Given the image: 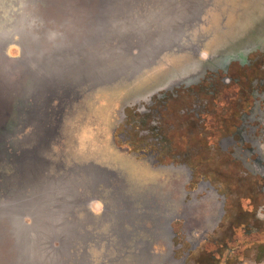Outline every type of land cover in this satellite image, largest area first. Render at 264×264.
<instances>
[{"label": "rangeland", "instance_id": "rangeland-1", "mask_svg": "<svg viewBox=\"0 0 264 264\" xmlns=\"http://www.w3.org/2000/svg\"><path fill=\"white\" fill-rule=\"evenodd\" d=\"M35 80L43 191L0 134V264H264V0H0V126Z\"/></svg>", "mask_w": 264, "mask_h": 264}, {"label": "trees", "instance_id": "trees-1", "mask_svg": "<svg viewBox=\"0 0 264 264\" xmlns=\"http://www.w3.org/2000/svg\"><path fill=\"white\" fill-rule=\"evenodd\" d=\"M33 83L34 84H33L32 88L28 92L29 94H28V98H27L26 102L18 104L17 108H15V107L12 108V110L18 112L17 113L18 119L16 121L17 123H15L17 125L14 126L13 132H12L13 129L9 130L11 128V125H13V124H11L10 115L8 117V105H7L6 109H4V111H3V117L5 118V120H4V124L0 126V134H2L3 132H4V134H8L7 136H8V138L10 137V141L19 143V145H20V147L18 149L13 148V150H14L13 153H12V148H10L8 146L4 145L3 148H1L2 152L4 154H6L3 156H6L7 161H8V159L14 160V162H12L14 167L12 170L8 171V175H9L8 177L12 176V174L14 173V171H15L14 168H16L17 162H19L20 171H22L23 166L25 165L27 160L30 159L31 164H32L31 168L33 171V173H32L33 179H35L36 176H38V178H39V175H35L34 173H36V172H37V174L40 173L41 170H43L42 165H44L45 163L48 162L45 157L43 158V157L39 156V152H38L39 149L38 148H39V143L41 142L40 145L42 144V139L46 138L48 135H50L52 133L51 129H50L51 124H50L49 119H47V116H45V113H42V110L40 108H41L42 103H44L45 99H46V101L51 100L50 95H51V92H53L54 85H53L52 81L51 82H45L44 87H42L39 80L38 81L35 80ZM49 97H50V99H49ZM41 98H43V99H41ZM39 99H41V100L39 101ZM20 101L22 102V98L19 99V101L17 100V103H19ZM43 106H44V104H43ZM46 107H47V105L45 106V108ZM1 113H2V111H1ZM5 115H6V117H5ZM29 137L33 138V141H32V139H29V142H30L29 146H31V149L28 151L29 153H27V152L25 153V150H26L25 148L28 147V145H25L26 143L24 142V140L26 138H29ZM2 139L3 138H0L1 144L4 141ZM37 139H40L41 141H39V143H38ZM65 171H67V170H65ZM66 173L68 176H69V174L74 175L73 171H69V173L68 172H66ZM95 175H96V178L94 180H97V179L99 180V177H101V174L96 173ZM68 176H67V178H68ZM79 176H80V179L85 178V177H91L85 169H79ZM113 205L115 206V208H113L109 211V214L110 213L112 214V217H111V220H112L111 226L112 227H114V225H116L118 223V220L121 221L120 215L123 213L122 201L117 200V201L113 202ZM101 217H105V216L102 215ZM101 217L96 218V219L100 220ZM85 219L86 218H84L82 220H85ZM96 222H94V223H96ZM90 223L91 222H88V225H86L84 222H82V224L84 225V227L88 231H89V228H91L89 226ZM118 224L120 225L121 222H119ZM96 230H94V231L92 230V234H94L96 232ZM80 231L86 235L84 229H80ZM82 263L83 262L80 261L79 264H82Z\"/></svg>", "mask_w": 264, "mask_h": 264}, {"label": "bare ground", "instance_id": "bare-ground-1", "mask_svg": "<svg viewBox=\"0 0 264 264\" xmlns=\"http://www.w3.org/2000/svg\"><path fill=\"white\" fill-rule=\"evenodd\" d=\"M5 141H6L5 143H7V140H5ZM24 142L26 143V144L24 143L25 145H28V147L25 148L26 149L25 153L26 152L29 153L28 151L31 149V146H29L30 145L29 139L26 138L24 140ZM9 143L5 144V146L12 148V153L14 151L13 148L18 149L20 147L19 143L12 142L10 140H9ZM4 155H6V154H4ZM12 162H14V160L8 159V161H6L7 166H6V164L3 165L4 168L7 167L8 169L12 170L14 167ZM26 163L23 166V170L20 171L19 162H17V166H16V168H14L15 171L13 170L14 173L12 174V176L8 177V179L10 180V181H8V183H10V187H8V184L7 185L3 184L2 187L3 188L8 187L10 189V191H16L14 193H19L20 195L23 192V190L24 191H34V192H36V193L38 192V194H40L41 192L39 193V191L40 190L43 191V189L37 182L38 176H36V178L33 179V176H32L33 171L31 168L32 164H31L30 159H28ZM34 174L38 175L37 172ZM92 178L95 179L96 175L92 174ZM27 194L30 195V193H24L23 192V194L21 196H24V195L26 196Z\"/></svg>", "mask_w": 264, "mask_h": 264}, {"label": "water", "instance_id": "water-1", "mask_svg": "<svg viewBox=\"0 0 264 264\" xmlns=\"http://www.w3.org/2000/svg\"><path fill=\"white\" fill-rule=\"evenodd\" d=\"M55 88V87H54ZM55 90H53V92H54ZM53 92H51V95H50V97H51V100H49V101H46V99H45V101H44V103H42V105H41V110H42V113H45V116H47V119H49L48 117L50 116V112H51V101L54 99L53 97H52V95H53ZM50 97H49V99H50ZM41 99H43V98H41ZM41 99H39V101L41 100ZM43 104H44V106H43ZM47 105V107L45 108V106ZM119 227H120V225H114V227H113V229H112V231L113 232H115L117 229H119ZM116 229V230H115Z\"/></svg>", "mask_w": 264, "mask_h": 264}, {"label": "flooded vegetation", "instance_id": "flooded-vegetation-1", "mask_svg": "<svg viewBox=\"0 0 264 264\" xmlns=\"http://www.w3.org/2000/svg\"><path fill=\"white\" fill-rule=\"evenodd\" d=\"M203 60V59H202ZM207 61L209 60V57L207 56V59H206ZM123 151H125V150H123ZM78 214V217L80 218V219H84V218H92V219H96V218H99V217H101L102 215H104V212L101 214H97V213H93V212H89V211H81V212H78L77 213ZM102 218V217H101ZM97 223V222H96ZM104 224H105V227H106V225H107V222H104ZM103 224V225H104ZM91 227V226H90ZM104 229H106V228H104ZM105 231V230H104Z\"/></svg>", "mask_w": 264, "mask_h": 264}]
</instances>
